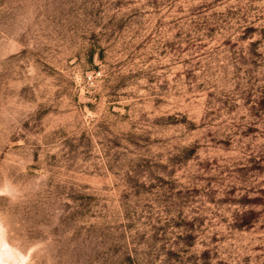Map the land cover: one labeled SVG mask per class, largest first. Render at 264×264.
<instances>
[{"label": "rangeland", "instance_id": "1", "mask_svg": "<svg viewBox=\"0 0 264 264\" xmlns=\"http://www.w3.org/2000/svg\"><path fill=\"white\" fill-rule=\"evenodd\" d=\"M0 222L26 264H264V0H0Z\"/></svg>", "mask_w": 264, "mask_h": 264}, {"label": "bare ground", "instance_id": "2", "mask_svg": "<svg viewBox=\"0 0 264 264\" xmlns=\"http://www.w3.org/2000/svg\"><path fill=\"white\" fill-rule=\"evenodd\" d=\"M9 243L0 222V264H26V256Z\"/></svg>", "mask_w": 264, "mask_h": 264}]
</instances>
